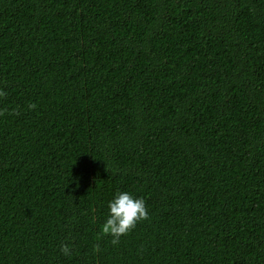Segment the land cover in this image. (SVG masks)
<instances>
[{"label": "trees", "instance_id": "16d2710c", "mask_svg": "<svg viewBox=\"0 0 264 264\" xmlns=\"http://www.w3.org/2000/svg\"><path fill=\"white\" fill-rule=\"evenodd\" d=\"M0 91V264H264V0H0Z\"/></svg>", "mask_w": 264, "mask_h": 264}, {"label": "clouds", "instance_id": "9594fccd", "mask_svg": "<svg viewBox=\"0 0 264 264\" xmlns=\"http://www.w3.org/2000/svg\"><path fill=\"white\" fill-rule=\"evenodd\" d=\"M6 93L0 91V99ZM35 104H29L28 110H34ZM6 110L0 111V116ZM108 218L102 226V234L111 236V244L117 245L122 236H127L137 225L138 222L149 219V212L145 201L141 198L133 197L129 192H117L114 198L108 203ZM98 247L94 251H98ZM60 252L64 256L70 255V246L65 244L60 247Z\"/></svg>", "mask_w": 264, "mask_h": 264}]
</instances>
